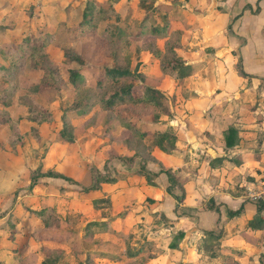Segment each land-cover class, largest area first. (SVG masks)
Segmentation results:
<instances>
[{"label": "rangeland", "instance_id": "rangeland-1", "mask_svg": "<svg viewBox=\"0 0 264 264\" xmlns=\"http://www.w3.org/2000/svg\"><path fill=\"white\" fill-rule=\"evenodd\" d=\"M165 3L183 7L186 1L0 0V264H42L44 247L67 264L79 263L87 249H95L101 243L105 245L104 250L112 247L111 251H116L109 242H102L97 236H85L84 233L90 234L89 223L101 220L102 215L116 217L123 211L127 213V207H137L138 198L142 195L138 189H125V184L105 191L112 193L106 198L94 196L85 188L91 183L88 176L91 168L96 167L106 175L119 176L116 170L126 161H121L119 157L127 159L139 152V158L145 162L149 156L148 139L142 141L122 125L120 115H130L134 126L144 131V127L150 128L148 124L154 112H159L160 117L170 114L167 113L170 105L184 94L182 88L180 92L176 87L179 99H175L176 94L172 92L179 83V72L183 67L170 73L164 72L153 53L157 47L162 49L165 39L151 35L149 22L163 23L164 17L172 16L163 11L152 12V9L156 4ZM209 3L206 0L201 5L205 7ZM197 5V1H192L194 8ZM86 12L91 15L90 23L80 33L77 27ZM187 15L182 20L170 22L169 34L170 42L178 46L176 50L186 56L196 55L200 47L207 45L203 41L207 30L201 32V25L193 27V16ZM145 17L149 18H146L149 22L144 24L146 32L137 38L130 36L129 42L121 39L113 44L106 37L108 29L104 33L107 25L112 24L134 35L140 30ZM193 28L198 29L194 31ZM27 37L34 38L37 44L31 45ZM114 51L119 58L118 55L117 59L114 57ZM66 52L81 55L93 65L92 69L81 70L87 81L80 86V94H83L85 86L94 90L102 68H111L119 63L147 77L145 82L131 76L124 77L119 80L121 83L158 86L156 88L162 95L159 97L161 110L157 104L149 105L146 110L142 102H126L109 109L94 104L87 113L70 117L74 142H59L53 129L62 127L63 112L71 110L68 106L78 93L68 85L70 73L67 69L74 61L72 55ZM170 56L167 52L164 54L165 59ZM42 67L55 68L62 83L65 82L61 92L35 95L26 89L38 75L43 76ZM187 73L185 68L182 74ZM106 85L112 83L106 82ZM179 103L180 100L177 105ZM28 106L51 112L54 122L42 126L30 122ZM174 111L179 113V107ZM141 165L145 167V163ZM49 170L62 173L76 183L47 176L32 181V176L46 174ZM118 189L125 191L119 192ZM48 196L52 198L46 200ZM52 199L60 206L59 210L52 208ZM44 221L51 229L72 230L74 234L65 238L49 233L38 241L34 233L42 228ZM92 230L97 231L95 228ZM154 247L153 242L151 248ZM77 251L80 256L75 253ZM261 257L264 262V257ZM123 264L135 263L128 260Z\"/></svg>", "mask_w": 264, "mask_h": 264}, {"label": "crops", "instance_id": "crops-1", "mask_svg": "<svg viewBox=\"0 0 264 264\" xmlns=\"http://www.w3.org/2000/svg\"><path fill=\"white\" fill-rule=\"evenodd\" d=\"M184 1L187 8L155 6L168 8L170 22L192 15L193 27L207 30V45L196 55H181L188 73L172 90L183 89L180 99L175 96L180 103L174 101L170 114L144 127L171 131L174 145L150 148L145 162L121 159L116 182L87 191L106 198L112 193L105 191L125 184L142 197L127 213L89 223L91 233L84 235L116 251L101 243L87 249L79 263L90 258L93 264H264V202L247 195L264 176V0H208L205 7L206 0ZM141 163L156 174L151 182L140 173ZM162 169L174 176L170 190ZM59 230L65 238L74 234Z\"/></svg>", "mask_w": 264, "mask_h": 264}, {"label": "trees", "instance_id": "trees-1", "mask_svg": "<svg viewBox=\"0 0 264 264\" xmlns=\"http://www.w3.org/2000/svg\"><path fill=\"white\" fill-rule=\"evenodd\" d=\"M156 11L158 12L163 11V13L166 12V15L168 14V8L165 7L154 6L152 12H156ZM152 12H150L149 14L153 15ZM149 14L146 15L148 16ZM90 16L91 15L89 13L87 12L85 13L83 20L80 22L79 26L77 27L78 32L80 33L84 32L85 28L89 26ZM146 18L147 20L149 19L148 17H145L142 25L140 26V30L137 31V33H135L134 35H131V33L122 29V27L118 25L114 26L112 24L107 25L106 29L104 30V33L108 29L106 37L113 44L120 41L121 39H124L125 42H129L130 36L137 38L142 36L146 32L144 24L146 22H149L146 20ZM149 23L151 25V28L149 29L151 35L157 38L165 39V43L164 46H162V49L160 47H157L153 52L155 57L160 61L161 70L167 73L173 72L176 69L182 67L184 70L186 68L184 65V60L181 54L176 50L178 46L177 44L170 42L169 34L171 32V29H170L169 17L167 16L164 17L163 23H157V22L155 23L154 21H151ZM27 40L31 42V45L37 44L35 39L32 37L29 38L27 37ZM166 52L168 53V55H171L167 59L164 58V54ZM5 54L6 53H4V55ZM66 54L72 55V61H74L72 63V66L69 69H67V71L70 73L68 85L74 87V89L78 93H76V95L74 96L73 103L70 106H68L71 107V110L69 111L66 110L63 112L62 127L59 129H53V134L59 142L69 143V144L74 142L73 126L70 122V117H76L87 113L89 108L92 107L94 104L99 105L103 109H109L114 107L115 105L123 104L126 102H137V103L142 102L145 103L146 110L149 105L155 106L153 104H157V106L161 110V103L159 102V97H161L162 95L160 91L156 88V86L152 87L150 86L151 84L148 85L147 83H140L139 85L133 83H121L119 80L124 77L131 76L140 80V82H145L147 80L146 79L147 77H145L143 73L133 72L127 65L122 66L119 63H115V65L111 68H102L103 69L102 74L97 78L94 90L85 86L83 94H80L79 93L80 89H82L80 86H83V84H85V82L87 81L86 77L83 75L81 70L92 69L93 67L91 66L93 65L88 64L87 60L81 55H75L74 53L71 52H66ZM113 55L116 58L118 55L117 51H114ZM182 72L181 71L179 72L180 80L186 76L185 74H182ZM41 74H43L42 77L38 75L36 81L26 87V89H28L33 94L41 95L48 92H61L62 88L65 87L64 84L65 82L62 83V80L55 71V68L42 67ZM106 82H111L112 85H106ZM153 112L154 111H152V113ZM152 115L154 117L151 116L150 117L151 120L149 121L154 123L158 122L161 116L159 112L156 111ZM28 116H29L28 120L30 122H33L39 126H42L45 123L49 124L52 121L54 122L51 112L44 111L34 106H28ZM119 119L122 125H124L129 130H131L132 133L138 135V137L142 139V141L146 142L148 139L150 145L147 147V150L156 146L159 149L166 151L170 146L174 145L175 136L171 131L166 130L162 132L150 133L136 128L134 126L135 123L132 120L133 118L130 117V115L127 116L125 115L124 117L120 115ZM136 157H141L139 152L138 153L135 152V156L131 158L130 157H128L127 159H124L123 157H119V158L122 160H126L125 162L130 165L133 163ZM90 171H91L90 174H91L92 182L88 187L85 188L86 191L99 189L102 183H114L118 180L117 176L106 175V172H101L96 167L91 168ZM161 171L167 173L168 175V179L170 182V186L168 187V190H170L171 186L174 185V178L172 176V173L164 169H162ZM140 173L142 174V176L145 177V179L148 182H151L153 177L156 175L155 173L146 170L145 167L142 165L140 168ZM42 176L62 178L70 181L71 183H76L70 177H67L62 173L52 170H49L46 174L38 173L37 175L32 176L31 179L33 181L34 179ZM38 214L41 215L42 213L38 212ZM62 230H61V234H64L63 232L64 230L63 231ZM57 232H60L59 228L57 230L51 229V227H48L47 223L44 221V225L42 226V228H40L38 231H36V233H34V238L38 241H41V239H43L45 235L49 233L54 234ZM42 252H43L42 264H67L65 261H61V259L58 256H53L51 253H49V251L45 247L44 249H42ZM78 264H93V263L90 260V258H87Z\"/></svg>", "mask_w": 264, "mask_h": 264}, {"label": "built area", "instance_id": "built-area-1", "mask_svg": "<svg viewBox=\"0 0 264 264\" xmlns=\"http://www.w3.org/2000/svg\"><path fill=\"white\" fill-rule=\"evenodd\" d=\"M248 197L254 201L264 202V176L258 180L254 188L248 189Z\"/></svg>", "mask_w": 264, "mask_h": 264}]
</instances>
